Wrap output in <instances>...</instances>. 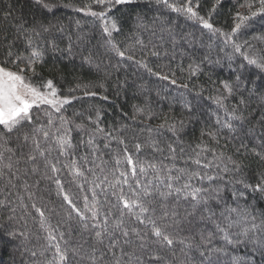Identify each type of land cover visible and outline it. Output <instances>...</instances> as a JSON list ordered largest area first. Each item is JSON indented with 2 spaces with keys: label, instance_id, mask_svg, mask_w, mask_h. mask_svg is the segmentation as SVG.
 <instances>
[{
  "label": "trees",
  "instance_id": "obj_1",
  "mask_svg": "<svg viewBox=\"0 0 264 264\" xmlns=\"http://www.w3.org/2000/svg\"><path fill=\"white\" fill-rule=\"evenodd\" d=\"M0 67L70 101L0 126V264H264L260 0H0Z\"/></svg>",
  "mask_w": 264,
  "mask_h": 264
},
{
  "label": "snow or ice",
  "instance_id": "obj_2",
  "mask_svg": "<svg viewBox=\"0 0 264 264\" xmlns=\"http://www.w3.org/2000/svg\"><path fill=\"white\" fill-rule=\"evenodd\" d=\"M36 2L41 3V0H36ZM97 2L103 3L104 0H97ZM133 2L134 0H115V3L117 4H130ZM260 2L262 5H264V0H260ZM188 11L191 13V15H196L191 9H188ZM92 14L95 15V13ZM114 27L115 26L113 25V28ZM204 27L210 28V25L205 23ZM239 27L240 25H237V28ZM33 55L37 54L33 53ZM249 63L256 64V61H249ZM47 87L52 89L51 82L48 83ZM51 95H56L55 90L52 91ZM41 103L51 105L53 102L46 96L41 95L37 89L27 86L24 83L22 77L14 75L13 73L5 71L3 68H0V126H3L8 132H12L25 121L30 122L31 109L33 107H39ZM59 103L66 104L70 103V101L64 100L60 101ZM58 110L59 109H57V111ZM25 139H27V137H25ZM141 171H143V169H141ZM255 190L261 191L262 189L257 188ZM124 207L131 208L133 205L125 203ZM125 235H127V233H125ZM154 235L161 237L162 233L157 230L154 232ZM163 239L167 241L169 245H171L172 241L168 239L167 236H164ZM225 239L228 240V237L225 236ZM228 242L231 243L230 240H228ZM57 251H59V249H57ZM63 259L64 257L61 256V260Z\"/></svg>",
  "mask_w": 264,
  "mask_h": 264
},
{
  "label": "rangeland",
  "instance_id": "obj_3",
  "mask_svg": "<svg viewBox=\"0 0 264 264\" xmlns=\"http://www.w3.org/2000/svg\"><path fill=\"white\" fill-rule=\"evenodd\" d=\"M1 68V67H0ZM5 70V69H4ZM5 71H7V72H10V73H13V72H11V71H8V70H5ZM14 75H17V74H15V73H13ZM19 76V75H18ZM23 79V78H22ZM23 81H24V83L27 85V86H29V87H31V88H34V89H37V88H35V87H33L32 85H30L29 83H27L24 79H23ZM38 90V89H37ZM40 93H41V95H44V96H46L48 99H50V100H52V104H51V106H53V107H60L62 104L61 103H59L60 101H62V100H60V99H57V98H55V97H53V96H51V95H48V94H46V93H44V92H41L40 90H38ZM40 105H49V104H44V103H41Z\"/></svg>",
  "mask_w": 264,
  "mask_h": 264
}]
</instances>
